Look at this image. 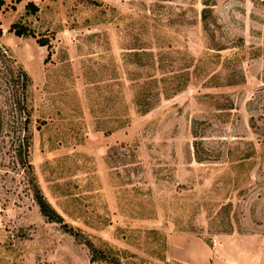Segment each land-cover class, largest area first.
<instances>
[{"label": "rangeland", "instance_id": "obj_1", "mask_svg": "<svg viewBox=\"0 0 264 264\" xmlns=\"http://www.w3.org/2000/svg\"><path fill=\"white\" fill-rule=\"evenodd\" d=\"M5 3L0 264H264V0Z\"/></svg>", "mask_w": 264, "mask_h": 264}, {"label": "trees", "instance_id": "obj_2", "mask_svg": "<svg viewBox=\"0 0 264 264\" xmlns=\"http://www.w3.org/2000/svg\"><path fill=\"white\" fill-rule=\"evenodd\" d=\"M5 0H0V10L5 6ZM27 10L30 12H36V8L34 7V4L31 2L27 5ZM10 33H13L15 36L17 37H26V36H33L35 34H33L32 32H30L28 30L27 27H25L24 25L21 24H13L9 30ZM3 37V30L0 28V40ZM39 43L41 46H47L48 43L47 41H43V40H39ZM30 77L27 75L26 72H24L23 70H19L18 71V76L17 78L13 81V85H20L22 88V103L20 101L15 102V105L17 107V110L19 112V115L22 119H24V131H26L27 136L25 135L22 140H21V147L24 148V153L22 154V161H24V163L27 164V167L29 169L30 174L32 175V168L31 165L28 162V150H29V142H30V137L28 136V123L30 120V111L27 107V90L29 88L30 85ZM177 92V91H176ZM23 104V105H22ZM194 137L196 138V142H195V153H196V160L199 162L204 161L201 157H200V153H199V142H198V138L199 137V133L197 132L196 129V125L194 124ZM22 152V151H20ZM34 182V180H33ZM35 202L37 203L41 214L47 218L50 222H55V223H60L63 221V219L52 209L51 205L46 201L45 197L43 196L41 190L37 187V185H35ZM72 231V230H70ZM90 250L92 253H94L95 257H98L97 254L101 255L99 257H102V259H106L105 255L98 251L95 246L92 243H88Z\"/></svg>", "mask_w": 264, "mask_h": 264}, {"label": "crops", "instance_id": "obj_3", "mask_svg": "<svg viewBox=\"0 0 264 264\" xmlns=\"http://www.w3.org/2000/svg\"><path fill=\"white\" fill-rule=\"evenodd\" d=\"M169 243L173 248L184 249L185 256L183 260L189 264H236L234 262L225 261L224 259L214 258L213 256L205 253L204 255H199L190 246L189 240L184 236H174L169 239ZM208 247H203V250L207 251ZM183 250V251H184ZM210 251V249H209Z\"/></svg>", "mask_w": 264, "mask_h": 264}]
</instances>
